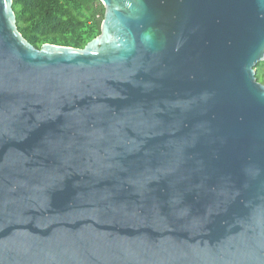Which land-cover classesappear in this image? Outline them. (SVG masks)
<instances>
[{"label":"water","instance_id":"water-1","mask_svg":"<svg viewBox=\"0 0 264 264\" xmlns=\"http://www.w3.org/2000/svg\"><path fill=\"white\" fill-rule=\"evenodd\" d=\"M83 50L0 0V264H264V0H99Z\"/></svg>","mask_w":264,"mask_h":264},{"label":"trees","instance_id":"trees-1","mask_svg":"<svg viewBox=\"0 0 264 264\" xmlns=\"http://www.w3.org/2000/svg\"><path fill=\"white\" fill-rule=\"evenodd\" d=\"M16 25L41 50L44 44L83 50L101 35L105 8L99 0H12ZM264 85V62L256 68Z\"/></svg>","mask_w":264,"mask_h":264}]
</instances>
